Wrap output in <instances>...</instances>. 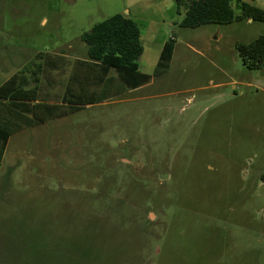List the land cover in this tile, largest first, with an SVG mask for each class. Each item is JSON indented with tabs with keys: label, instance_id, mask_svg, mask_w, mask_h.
Masks as SVG:
<instances>
[{
	"label": "rangeland",
	"instance_id": "obj_1",
	"mask_svg": "<svg viewBox=\"0 0 264 264\" xmlns=\"http://www.w3.org/2000/svg\"><path fill=\"white\" fill-rule=\"evenodd\" d=\"M64 1L99 22L127 9L151 81L102 97L86 44L52 14ZM103 3L0 0V86L62 106L6 140L0 264H264V68L237 50L264 24L182 28L175 0ZM71 40L79 60L45 54Z\"/></svg>",
	"mask_w": 264,
	"mask_h": 264
},
{
	"label": "trees",
	"instance_id": "obj_2",
	"mask_svg": "<svg viewBox=\"0 0 264 264\" xmlns=\"http://www.w3.org/2000/svg\"><path fill=\"white\" fill-rule=\"evenodd\" d=\"M175 2L179 14L184 12L180 23L182 28L195 29L211 24L229 25L250 20L264 24V10L244 0ZM141 35L138 23L123 14L111 16L82 34L81 41L87 46L92 69L97 72L95 68H100L102 73L99 79L102 97L118 96L125 90H136L151 81V76L139 69V59L144 52ZM174 41L172 38L164 44L159 67L168 66L174 51ZM237 50L249 69L264 68V35L251 43L238 44ZM113 71L116 76H110ZM98 93L95 91L93 94ZM61 107L37 101L34 93L14 86L12 82L7 81L0 86V163L8 137L53 120L54 116L60 115L54 114V111ZM261 181L264 183V172Z\"/></svg>",
	"mask_w": 264,
	"mask_h": 264
},
{
	"label": "crops",
	"instance_id": "obj_3",
	"mask_svg": "<svg viewBox=\"0 0 264 264\" xmlns=\"http://www.w3.org/2000/svg\"><path fill=\"white\" fill-rule=\"evenodd\" d=\"M106 1L107 0H101V3L106 2ZM244 1L251 2L250 0H244ZM64 3H65L64 6L53 9L52 14L55 16L56 21H61L62 23L66 24V25H70L71 29L78 31L77 39H79L80 41H81L82 34L86 30H90L96 24L104 21V19L101 20L100 22L98 20H96V18L94 16V13L96 12L95 10H91V9L84 8V7L78 8L76 6H69L68 4H66L65 1H64ZM257 7L264 10V6H257ZM97 10L102 11L101 7H99ZM128 13H129L128 10L125 9L124 14L129 16ZM49 20L50 19L47 16H45L42 18L41 23H43V25L46 26L49 23ZM247 23L252 24V21L251 20L247 21ZM73 43L74 42L71 40V41H67L65 44H69L68 46H72ZM56 45H58V43ZM58 46H63V45L59 44ZM58 46L54 50H50V51L46 50L45 54L46 55H52L56 59H59V58H66L67 59V58H70V56H74L73 59L79 60V57H78L79 56V50L78 49H75L72 46L71 48H69L67 50H61V48H58ZM38 55L41 56L44 54L39 51L37 53V56ZM49 61H51V60H49ZM48 102H51V101H48ZM22 132H19V133H22ZM19 133H17V134H19ZM14 135H16V134H14Z\"/></svg>",
	"mask_w": 264,
	"mask_h": 264
}]
</instances>
